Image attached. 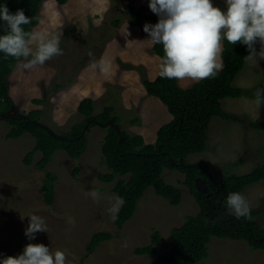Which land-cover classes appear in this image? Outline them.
I'll use <instances>...</instances> for the list:
<instances>
[{"label": "rangeland", "instance_id": "1", "mask_svg": "<svg viewBox=\"0 0 264 264\" xmlns=\"http://www.w3.org/2000/svg\"><path fill=\"white\" fill-rule=\"evenodd\" d=\"M212 3L226 10L225 0ZM148 4L149 0H68L63 5L46 1L33 32L60 35L63 55L32 70L22 67L24 60L17 63L9 76L14 103L10 112L27 114L41 108L40 121L63 134L83 121L78 105L86 96L92 97L94 114L112 106V115L119 117L117 126L122 131L142 134L147 142H154L159 127L171 114L143 87L144 78L154 79L159 74L160 63L143 31L145 23L152 24L147 16H153L156 22L159 19ZM194 82L179 81L183 87ZM234 85L246 93L221 100L223 110L232 118L214 116L206 150L184 158L188 163L209 166L216 175L246 174L264 164V128L250 125L252 121L264 122V104L256 117L253 103L256 88H264V60H258L257 65L246 61ZM39 98L45 102L34 101ZM11 128L0 116V260L22 254L29 243H42L53 252L64 251L67 264H159L160 256L168 249L172 228L199 211L195 197L182 183L185 175L166 168L164 179L182 191L180 204L172 205L149 187L134 215L120 226L110 209L120 197L114 191L117 181L128 180L129 175L116 174L112 182L99 177L112 172L103 152L106 127L86 129L88 147L80 158L57 150L43 170L37 167L41 152L35 154L31 164L24 162L36 144L35 138L28 132L18 139L8 138ZM77 166L81 170L76 176L73 172ZM48 172L56 177L52 204L47 202L43 189ZM198 184L203 187L200 180ZM91 191L98 193L97 199L88 194ZM241 194L251 209L264 207V179L246 186ZM31 214L42 217L47 226V231L36 233L33 240L24 234ZM254 220L264 229V212ZM101 231L110 232L112 237L88 251L92 236ZM156 232L162 237L156 244L157 252L136 254L135 249L149 245ZM208 246L207 258L196 264H264V250L252 248L245 240L214 236Z\"/></svg>", "mask_w": 264, "mask_h": 264}, {"label": "trees", "instance_id": "2", "mask_svg": "<svg viewBox=\"0 0 264 264\" xmlns=\"http://www.w3.org/2000/svg\"><path fill=\"white\" fill-rule=\"evenodd\" d=\"M45 0H0L11 13L22 9L32 22L24 25L26 32H33L40 19L42 3ZM65 4L68 0H57ZM134 18L138 16L132 14ZM146 19L152 24L157 23L153 16ZM6 24L0 20V35L5 34ZM259 49V45H257ZM153 53L163 56V46L153 45ZM248 55L246 46L231 45L226 40L223 48L224 68L216 78L194 82L183 87L178 80L158 76L155 79L144 78L143 86L149 96L158 98L167 107L171 119L157 131L154 142H147L142 134L130 135L126 131L109 125L112 121L119 124V117L112 115L114 108L106 107L101 113L94 114L93 98H83L78 111L84 115L83 121L76 123L67 132L60 134L40 121L43 109L33 108L27 114L11 113L13 100L10 97L9 76L19 61L24 60L5 56L0 52V116L11 124L8 138L18 139L30 133L36 140L34 148L28 152L24 162L31 164L37 152L42 157L37 162L39 169H46L57 150H64L72 158H80L87 150L86 128L103 126L108 129L103 144V152L107 166L112 172L101 173L100 179L112 182L116 174L129 175V179L117 181L114 191L123 198L124 203L116 215V223L123 225L135 213L138 202L149 187L170 201L172 205L180 204L181 189L168 183L163 173L166 168L178 170L185 175L182 181L195 197L199 211L190 215L181 226L173 227L170 234L168 249L160 256L159 264H196L205 260L209 253V242L214 236L245 240L254 249L264 250V229L257 225L254 218L264 212V207L251 209L250 218H236L227 208L229 193L239 192L255 182L264 179V164L246 174L216 175L209 166L192 164L184 160L189 154L206 150L208 130L214 116L231 119L232 115L222 108L221 100L225 97H239L246 93L245 89L236 87L234 81L246 64L244 57ZM38 104L45 99H34ZM239 118V117H238ZM235 117V119H238ZM254 128H264V122H250ZM80 166L74 169L77 176ZM203 182L201 188L198 181ZM54 177L47 173L43 189L49 204L54 202ZM112 237L110 232H96L89 244L88 251H93L102 240ZM162 241L156 232L152 235L149 245L135 249L138 255L156 253L157 243Z\"/></svg>", "mask_w": 264, "mask_h": 264}, {"label": "clouds", "instance_id": "3", "mask_svg": "<svg viewBox=\"0 0 264 264\" xmlns=\"http://www.w3.org/2000/svg\"><path fill=\"white\" fill-rule=\"evenodd\" d=\"M225 4L226 10H222L212 0H149V9L159 19L155 24L145 23L143 31L149 36L147 41L163 46L159 63L161 78L196 82L216 78L224 68L225 40L231 45L246 46L248 55L244 59L250 64L264 60V0H225ZM0 20L6 24L5 34L0 35V52L17 60L24 58V69H35L63 55L60 35L25 31L23 26L32 19L22 9L13 14L6 5H0ZM253 103L257 117L264 104V88H256ZM109 125L119 128L112 121ZM88 194L94 200L98 198L96 191ZM123 203V198L118 197L110 209L113 220ZM226 203L236 218H250V204L241 193H229ZM28 217L24 234L29 240L35 239L36 233L47 231L42 217L36 214ZM0 264H67V256L64 251L53 252L42 243H29L22 254L7 256Z\"/></svg>", "mask_w": 264, "mask_h": 264}, {"label": "crops", "instance_id": "4", "mask_svg": "<svg viewBox=\"0 0 264 264\" xmlns=\"http://www.w3.org/2000/svg\"><path fill=\"white\" fill-rule=\"evenodd\" d=\"M157 57H159V58L161 59L160 56H157ZM147 59H150V57H148ZM157 60H158V59H157ZM148 64H149V63H148ZM151 72H152V74H153V73H155V70H152ZM170 119H171V118H170ZM170 119H169V120H170ZM169 120H168V121H169ZM168 121H167V122H168ZM165 123H166V122H165ZM163 124H164V123H163ZM163 124H162V125H163ZM162 125H161V126H162Z\"/></svg>", "mask_w": 264, "mask_h": 264}, {"label": "bare ground", "instance_id": "5", "mask_svg": "<svg viewBox=\"0 0 264 264\" xmlns=\"http://www.w3.org/2000/svg\"><path fill=\"white\" fill-rule=\"evenodd\" d=\"M48 1V0H47ZM56 13V12H55ZM156 56H159V55H156Z\"/></svg>", "mask_w": 264, "mask_h": 264}, {"label": "water", "instance_id": "6", "mask_svg": "<svg viewBox=\"0 0 264 264\" xmlns=\"http://www.w3.org/2000/svg\"><path fill=\"white\" fill-rule=\"evenodd\" d=\"M85 128H87V126Z\"/></svg>", "mask_w": 264, "mask_h": 264}]
</instances>
